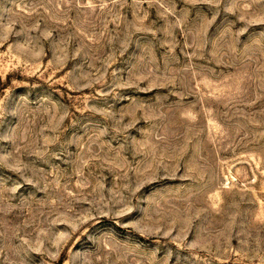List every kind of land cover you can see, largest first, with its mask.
Returning a JSON list of instances; mask_svg holds the SVG:
<instances>
[{"label": "rangeland", "instance_id": "374dc122", "mask_svg": "<svg viewBox=\"0 0 264 264\" xmlns=\"http://www.w3.org/2000/svg\"><path fill=\"white\" fill-rule=\"evenodd\" d=\"M0 264H264V0H0Z\"/></svg>", "mask_w": 264, "mask_h": 264}]
</instances>
